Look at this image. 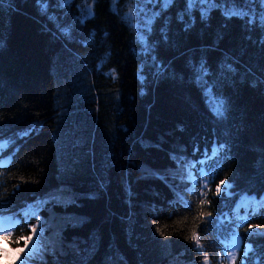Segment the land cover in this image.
Wrapping results in <instances>:
<instances>
[{
	"label": "trees",
	"instance_id": "trees-1",
	"mask_svg": "<svg viewBox=\"0 0 264 264\" xmlns=\"http://www.w3.org/2000/svg\"><path fill=\"white\" fill-rule=\"evenodd\" d=\"M80 1L0 0V134L21 143L2 196L28 217L0 264H218L207 216L264 192V0H94L88 15ZM71 58L83 94L61 76ZM214 140L232 158L195 203Z\"/></svg>",
	"mask_w": 264,
	"mask_h": 264
},
{
	"label": "rangeland",
	"instance_id": "rangeland-1",
	"mask_svg": "<svg viewBox=\"0 0 264 264\" xmlns=\"http://www.w3.org/2000/svg\"><path fill=\"white\" fill-rule=\"evenodd\" d=\"M65 3L70 4L73 0H63ZM190 4L193 6L197 4V2H200L204 4V6H211L213 5L216 0H211V2H207V0H189ZM93 3L94 0H82L78 3V6L80 9L84 12V15L92 14L93 12ZM140 9L138 5H134L128 9V13L130 18H134V21L142 20L141 17L137 15L136 10ZM135 24V23H134ZM137 26L143 25L142 23H137ZM64 72L61 74L62 77H71L73 81L76 82L75 89L78 91V94H83L85 89L84 88H91L89 85H91V78L88 73V67L87 64L84 62L83 58H71L69 65H64ZM104 89V90H103ZM102 89V96L105 100H111L112 104L114 105L112 109H116V100L119 99V91L114 90L113 88L109 89ZM90 91V90H89ZM60 97H58L59 99ZM110 102V101H109Z\"/></svg>",
	"mask_w": 264,
	"mask_h": 264
},
{
	"label": "bare ground",
	"instance_id": "bare-ground-1",
	"mask_svg": "<svg viewBox=\"0 0 264 264\" xmlns=\"http://www.w3.org/2000/svg\"><path fill=\"white\" fill-rule=\"evenodd\" d=\"M17 140H19V139H17ZM0 142H7L8 143L7 147H5L2 150L3 154L0 158L10 159L11 163H10L9 169H11V164L14 161V158L17 154V151H18L21 143L19 141H15V140L10 139L7 136L1 135V134H0Z\"/></svg>",
	"mask_w": 264,
	"mask_h": 264
},
{
	"label": "snow or ice",
	"instance_id": "snow-or-ice-1",
	"mask_svg": "<svg viewBox=\"0 0 264 264\" xmlns=\"http://www.w3.org/2000/svg\"><path fill=\"white\" fill-rule=\"evenodd\" d=\"M207 2H211V0H207ZM228 14L229 15H238L239 13H237V12H233V11H229L228 12ZM0 231H3V232H6L8 235H10L11 233H10V229H7V228H5V229H0ZM33 232H35V229H33ZM19 239H25L23 236H21V237H19L18 238V240ZM27 240H31V237H27L26 238ZM25 246L27 247V243L25 244ZM22 264H23V262H22Z\"/></svg>",
	"mask_w": 264,
	"mask_h": 264
}]
</instances>
